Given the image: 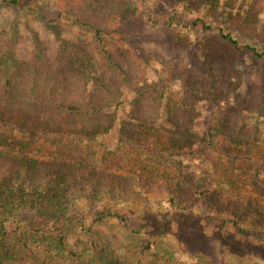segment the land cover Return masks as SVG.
Returning a JSON list of instances; mask_svg holds the SVG:
<instances>
[{"label":"trees","instance_id":"1","mask_svg":"<svg viewBox=\"0 0 264 264\" xmlns=\"http://www.w3.org/2000/svg\"><path fill=\"white\" fill-rule=\"evenodd\" d=\"M2 1L19 7L21 0ZM123 1H75V23L91 31L93 41H63L60 54L52 47L37 55L30 49L22 54L15 35L14 50L0 53V235H7L5 222L26 212L61 227L55 247L46 244L48 237L40 229L34 230L36 235L16 237L5 253L16 256V264H60L56 259L67 252L62 225L75 220L70 210L79 198L91 200L94 208L97 199L124 201L139 190L167 192L181 208L203 199L206 208L212 206L224 218L222 227L231 224L243 235L264 240V139L259 129L221 119L214 132L197 135L192 129L193 87L180 94L170 92L165 83L148 88L132 85L127 74L118 77L121 67L117 69L105 49L94 20L108 15L129 26L136 13ZM171 1L188 12L200 11L204 18L225 16L264 35V0ZM225 44L239 46L231 33L206 38L205 58L213 51L227 54ZM99 56L104 57L103 66ZM127 86L136 98L120 123L118 143L112 150L100 149L98 141L114 129L108 115L124 105L121 92ZM198 145L215 158L201 184L193 186L194 179L184 173L183 157ZM112 217L127 222L109 209L97 220ZM79 244L83 248L70 251L76 264H97L91 255L94 242L80 239ZM4 260L0 255V264Z\"/></svg>","mask_w":264,"mask_h":264},{"label":"rangeland","instance_id":"2","mask_svg":"<svg viewBox=\"0 0 264 264\" xmlns=\"http://www.w3.org/2000/svg\"><path fill=\"white\" fill-rule=\"evenodd\" d=\"M75 1L21 0L17 7L0 0V53L6 56L15 43V35L22 54L30 49L37 55L49 47L60 54L64 53L63 41H93L94 34L75 23ZM123 2L136 13L129 26L108 15L94 20L102 31L105 49L113 56L117 69L121 67L116 71L118 77L127 74L132 85L146 84L148 88L165 83L170 92L180 94L193 87L197 96L191 101L195 113L192 129L197 135L214 132L220 120L227 119L235 127L259 129L264 139L262 32L250 31L225 16L204 18L200 11L188 12L171 0ZM222 32L231 33L239 46L225 44L227 54L213 51L205 58L202 43L209 37L220 39ZM98 58L103 66L104 57ZM135 98L130 87L123 88L124 105L117 113H109L114 129L98 141L100 149L112 150L117 145L120 123L126 121L129 105ZM187 153L183 157L184 173L194 179L193 186L200 185L215 155L203 145ZM90 203L83 197L71 206L70 214L75 220L62 225L67 252L56 259L60 264L77 263L70 251L83 248L80 239L94 242L91 255L97 264H123L126 260L130 264H264V240L243 235L231 224L222 227L224 218L212 206L206 208L203 199L191 200L181 208L171 203L167 192L156 189L149 194L139 190L124 201L105 196L94 202V208ZM105 209L127 222L116 217L98 221ZM4 224L7 235H0L3 264H16V256L5 257L16 237L31 232L36 235L34 230L40 229L48 237L46 244L55 247L56 235L61 230L60 225L43 221L34 212Z\"/></svg>","mask_w":264,"mask_h":264}]
</instances>
